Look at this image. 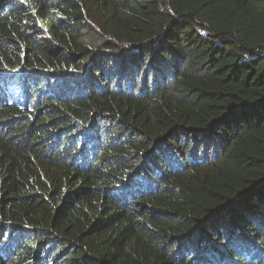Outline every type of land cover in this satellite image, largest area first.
Instances as JSON below:
<instances>
[{
    "label": "trees",
    "instance_id": "16d2710c",
    "mask_svg": "<svg viewBox=\"0 0 264 264\" xmlns=\"http://www.w3.org/2000/svg\"><path fill=\"white\" fill-rule=\"evenodd\" d=\"M0 264H264V0H0Z\"/></svg>",
    "mask_w": 264,
    "mask_h": 264
}]
</instances>
